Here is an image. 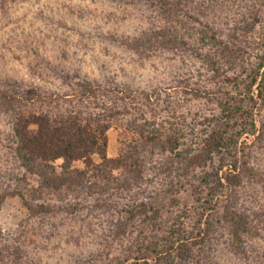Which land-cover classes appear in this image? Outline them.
I'll list each match as a JSON object with an SVG mask.
<instances>
[{"label": "trees", "instance_id": "trees-1", "mask_svg": "<svg viewBox=\"0 0 264 264\" xmlns=\"http://www.w3.org/2000/svg\"><path fill=\"white\" fill-rule=\"evenodd\" d=\"M154 3L161 23L142 28L135 37L125 38V43L140 53L190 50L223 83L218 96L193 89L199 97L219 101L220 112L207 119L204 127L190 131L162 115L130 117L124 115L129 110L121 102L103 101V96L111 94H117L118 100H135L130 86L103 84L57 60L46 67L51 72L45 74L63 79L62 83L45 81L22 92L0 88V108L14 114V150L25 176L17 181H26L29 174L38 181L30 187L0 191V202L18 195L32 215L56 210L52 200L63 203V210L76 211L85 197L141 188L156 169L171 202L181 203L182 193L188 196L182 211L166 220L158 207L150 214L146 202L126 205L125 220L116 223L117 233H126L129 223L143 216L164 235L149 248L152 254L145 249L120 264H175L177 257L187 259L196 247L214 248L224 235L235 256L258 259L248 243L264 238V206L257 209L247 200L255 195L251 185L264 192L260 161L264 148L260 153L256 148L264 139L263 129L257 134L258 117L264 110V41L252 61L239 59L238 52L242 37L264 20V0ZM210 9L217 16L232 15L233 32L204 21L202 16ZM143 97L151 99L150 92L146 90ZM119 122L125 124L122 147L112 156L109 131ZM205 259L215 263L209 255Z\"/></svg>", "mask_w": 264, "mask_h": 264}, {"label": "rangeland", "instance_id": "rangeland-1", "mask_svg": "<svg viewBox=\"0 0 264 264\" xmlns=\"http://www.w3.org/2000/svg\"><path fill=\"white\" fill-rule=\"evenodd\" d=\"M154 1L0 0V88L22 92L45 81L62 83L63 79L45 73L51 72L46 68L51 63L64 60L66 68L80 70L82 75L103 84L130 86L135 100H118L117 94L103 96V101L109 104L121 102L129 110L124 115H162L163 119L176 122L188 131L194 126L204 127L207 119L220 112V103L207 95L199 97L193 89L218 96L223 83L190 50L182 54L163 50L140 53L124 41L135 37L142 28L161 23ZM215 13L210 9L202 18L217 22L225 32H233L232 15ZM257 29L242 37L239 59L252 61L262 50L264 20ZM224 37L233 44L227 34ZM64 51L66 55L62 54ZM58 55L62 56L58 59ZM146 90L151 99L143 97ZM13 120L12 112L0 108V191L38 183L30 174L26 181H17L18 177L25 176L14 150ZM118 124L121 128L112 127L109 131L112 156L122 147L120 137L125 124ZM262 129L264 110L258 117L257 134ZM261 142L256 146L258 153L264 148V139ZM261 153L264 166V152ZM164 183L155 169L149 172L148 182L141 188L85 197L76 211L63 210L60 207L63 203L52 200L56 210L39 215H32L18 195H8L0 202V264H120L149 250L162 238L163 230L148 223V218L143 216L130 222L126 233H117L116 223L125 220L126 205L140 202H146L150 214L154 207L160 208L165 220L181 212L188 195L182 193L179 204L171 202ZM251 187L255 195L247 202L259 209L264 206V192L259 186ZM228 240L224 235L214 248L196 247L187 259L177 257L175 264H208L206 255L211 256L213 264H264L261 258H264V238L247 242L259 257L250 261L230 252ZM149 253L152 254L150 250Z\"/></svg>", "mask_w": 264, "mask_h": 264}]
</instances>
